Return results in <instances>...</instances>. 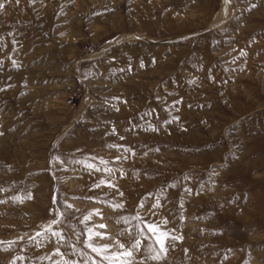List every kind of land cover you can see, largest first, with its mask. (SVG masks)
Returning <instances> with one entry per match:
<instances>
[{
    "label": "rangeland",
    "instance_id": "rangeland-1",
    "mask_svg": "<svg viewBox=\"0 0 264 264\" xmlns=\"http://www.w3.org/2000/svg\"><path fill=\"white\" fill-rule=\"evenodd\" d=\"M0 2V264H264V0Z\"/></svg>",
    "mask_w": 264,
    "mask_h": 264
},
{
    "label": "snow or ice",
    "instance_id": "snow-or-ice-1",
    "mask_svg": "<svg viewBox=\"0 0 264 264\" xmlns=\"http://www.w3.org/2000/svg\"><path fill=\"white\" fill-rule=\"evenodd\" d=\"M17 2H19V0H17ZM4 7V4L2 3V2H0V8H3ZM13 63H15V62H13ZM108 147H110V148H112V147H115V148H117L118 150L122 147V146H120V145H109ZM124 151H128V149H123ZM120 157H117V159H119ZM72 163H80L79 161H71ZM101 163H105V161H103V160H101ZM89 168H93V167H95L94 165H92V164H88L87 165ZM107 171H109V172H111V169H107ZM106 182L104 181V180H101L100 181V184L101 185H103V184H105ZM97 187H99L100 185H96ZM109 186H112V185H110L109 184ZM0 203H2V201H0ZM117 207H119V205H117ZM85 220H87L88 219V217H85L84 218ZM52 223L53 224H57V223H59V221H57V220H53L52 221ZM100 227H105L104 225H100ZM148 228H149V230L151 231V232H153L154 234L157 232V230H158V226H153V225H148L147 226ZM50 228H51V226H49V228L48 229H46L45 231H48V230H50ZM37 235H41V233H37ZM53 235H59V233H55V232H53ZM160 235L161 236H163L164 237V239H157V243L159 244V246H160V252H162V253H166V251H167V247H166V244H165V240L167 239V237H166V235L163 233V232H161L160 233ZM0 243H3V242H0ZM86 246L87 247H89L93 252H96L97 253V255H100V252L97 250V247L93 244V242H92V238L91 237H89L88 238V240L86 241ZM138 246H139V241H137L134 245H132V248H138ZM124 246L123 245H121V248H123ZM119 255H121V256H125V257H132L133 256V252L131 251V250H126V251H124V252H122V253H119ZM156 259H162L163 257H161V256H157V257H155Z\"/></svg>",
    "mask_w": 264,
    "mask_h": 264
}]
</instances>
